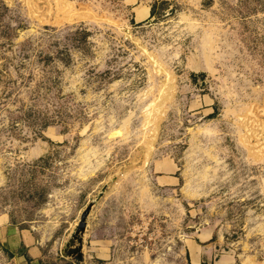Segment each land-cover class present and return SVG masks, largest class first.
I'll return each mask as SVG.
<instances>
[{"label": "rangeland", "instance_id": "374dc122", "mask_svg": "<svg viewBox=\"0 0 264 264\" xmlns=\"http://www.w3.org/2000/svg\"><path fill=\"white\" fill-rule=\"evenodd\" d=\"M6 222L55 264H264V0H0Z\"/></svg>", "mask_w": 264, "mask_h": 264}, {"label": "crops", "instance_id": "0c3cea01", "mask_svg": "<svg viewBox=\"0 0 264 264\" xmlns=\"http://www.w3.org/2000/svg\"><path fill=\"white\" fill-rule=\"evenodd\" d=\"M149 14V13H148ZM145 15V14H144ZM147 16H142L140 20ZM163 185H175L178 178L174 174L160 176ZM211 238L208 234L206 241ZM189 253L191 264H201L202 261L212 260V245L191 242ZM0 245L5 252L15 261V264H55L58 257L48 254L42 244L36 240L31 231L18 225L3 223L0 225ZM84 251V249H82ZM66 259V258H65ZM71 261V260H70ZM232 260L222 262V257L213 259V264H229ZM74 263L73 261H71Z\"/></svg>", "mask_w": 264, "mask_h": 264}, {"label": "water", "instance_id": "95a60500", "mask_svg": "<svg viewBox=\"0 0 264 264\" xmlns=\"http://www.w3.org/2000/svg\"><path fill=\"white\" fill-rule=\"evenodd\" d=\"M93 201L90 202L86 206L84 210H82L79 220L73 230V232L70 235L69 242H66L62 251V254L64 256H70L74 258L77 261H81L83 254H82V244H83V234L86 229V218L91 210V207L93 205Z\"/></svg>", "mask_w": 264, "mask_h": 264}, {"label": "trees", "instance_id": "16d2710c", "mask_svg": "<svg viewBox=\"0 0 264 264\" xmlns=\"http://www.w3.org/2000/svg\"><path fill=\"white\" fill-rule=\"evenodd\" d=\"M75 34H76L77 36L80 35V40H84L85 37H86L87 32H86L85 30H76V31H75Z\"/></svg>", "mask_w": 264, "mask_h": 264}, {"label": "built area", "instance_id": "2783aa9c", "mask_svg": "<svg viewBox=\"0 0 264 264\" xmlns=\"http://www.w3.org/2000/svg\"><path fill=\"white\" fill-rule=\"evenodd\" d=\"M10 259H12V258H10ZM0 264H5V262H1V261H0ZM11 264H13V263H11Z\"/></svg>", "mask_w": 264, "mask_h": 264}]
</instances>
